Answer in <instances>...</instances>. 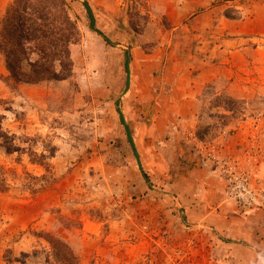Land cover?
Masks as SVG:
<instances>
[{"label":"rangeland","instance_id":"rangeland-1","mask_svg":"<svg viewBox=\"0 0 264 264\" xmlns=\"http://www.w3.org/2000/svg\"><path fill=\"white\" fill-rule=\"evenodd\" d=\"M84 1L70 77L17 81L0 49V264H66L51 238L76 264H264V206L222 167L264 190V0H87L109 41Z\"/></svg>","mask_w":264,"mask_h":264},{"label":"trees","instance_id":"trees-1","mask_svg":"<svg viewBox=\"0 0 264 264\" xmlns=\"http://www.w3.org/2000/svg\"><path fill=\"white\" fill-rule=\"evenodd\" d=\"M93 30L109 38L95 26L93 10L84 1ZM80 31L77 21L72 17L68 0H12L0 21V49L10 76L17 81L39 83L50 80H63L72 75L73 59L71 46L77 42ZM127 85L130 81V54L125 60ZM121 120L125 118L119 108ZM0 115V145L8 151L15 149L14 137L2 126ZM129 141L136 152L133 137L126 124ZM146 180L149 176L143 170ZM57 259L66 264L78 262L72 248L49 240Z\"/></svg>","mask_w":264,"mask_h":264},{"label":"built area","instance_id":"built-area-1","mask_svg":"<svg viewBox=\"0 0 264 264\" xmlns=\"http://www.w3.org/2000/svg\"><path fill=\"white\" fill-rule=\"evenodd\" d=\"M211 156L221 164V161L211 152ZM223 164V163H222ZM230 163L222 165L230 185V197L242 206H264V190L258 191L248 175L236 170Z\"/></svg>","mask_w":264,"mask_h":264}]
</instances>
